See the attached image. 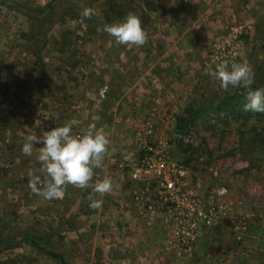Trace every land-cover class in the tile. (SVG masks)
Instances as JSON below:
<instances>
[{
	"label": "rangeland",
	"instance_id": "374dc122",
	"mask_svg": "<svg viewBox=\"0 0 264 264\" xmlns=\"http://www.w3.org/2000/svg\"><path fill=\"white\" fill-rule=\"evenodd\" d=\"M112 1L128 14H145L143 30L155 28L156 13L169 11L173 4L157 0L146 8L142 0ZM107 3L0 0V264H118L110 259L114 250L126 263L136 252L127 247L132 231L123 221L126 210L137 213L145 232L165 237L162 250L176 258V264H264V145L254 139L255 131L239 129L240 123L226 117L227 125L210 119L177 132L176 117L188 105L236 88L223 91L211 75L216 65L209 62L203 87L189 84L192 90H183V98L163 101L162 111L155 107L145 115L154 104L150 101L147 108L149 104L139 99V69H124L125 46L103 31ZM85 8L92 15L82 20ZM243 22L237 20L224 32L244 26L243 46L232 62H247L255 84L264 78V43L256 55V22ZM113 23L118 22L109 24ZM245 52L246 61L241 60ZM169 106L173 110H165ZM91 123L109 145L103 166L94 169L88 186L68 185L54 200L35 194L28 184L30 175L43 176L36 159L42 145H34L33 155L25 156V137H43L65 124L72 125L73 135H82ZM255 127L264 130V122ZM179 144L193 147L188 151ZM151 146L158 148L165 167L179 165L185 171L175 203L152 197L159 211L169 212L164 217L150 216L144 202H137V193L142 194L131 179L144 147ZM245 148L247 155L242 153ZM118 170L123 176L119 182L111 180V192H93L97 183ZM90 194L102 201L99 209L89 207ZM189 211L198 222L197 241L186 249L178 230H186Z\"/></svg>",
	"mask_w": 264,
	"mask_h": 264
},
{
	"label": "crops",
	"instance_id": "0c3cea01",
	"mask_svg": "<svg viewBox=\"0 0 264 264\" xmlns=\"http://www.w3.org/2000/svg\"><path fill=\"white\" fill-rule=\"evenodd\" d=\"M154 18L155 28L144 30L150 42L139 47L124 45L123 50L124 69L128 72L134 67L139 69V83L135 84L139 99L145 100V105L149 104L147 108L153 101L154 106L145 111V115L150 114L155 107L162 111L163 101L172 103V99L183 98L184 95L180 94L183 90H192L189 84L203 87V71L211 62L208 53L210 49L213 52L217 36L224 32L225 27L237 20L249 24L256 22V55L260 54L257 50L264 43L261 37L264 30V0H173L169 11L156 13ZM135 53L138 55L133 58ZM246 53L242 54L241 60H245ZM167 85L169 89L165 91ZM173 107L169 106L165 110H173ZM122 176V171L118 170L110 175V180L116 183ZM126 211L123 221L132 231L127 239L133 244L128 243L127 247L134 248L136 252L131 253L127 262L123 263L125 259L122 253L116 257L119 252L114 250L110 254L112 262L138 264L134 261L140 260V264H176V258L166 256L162 250V245L166 244L165 237L157 235V231L145 232L147 228L142 229L144 225L137 213ZM162 260L166 261L162 263Z\"/></svg>",
	"mask_w": 264,
	"mask_h": 264
},
{
	"label": "clouds",
	"instance_id": "9594fccd",
	"mask_svg": "<svg viewBox=\"0 0 264 264\" xmlns=\"http://www.w3.org/2000/svg\"><path fill=\"white\" fill-rule=\"evenodd\" d=\"M81 19H88L92 13L85 8ZM103 31L113 38L117 45L143 46L147 36L141 22L134 14H128L118 23L105 24ZM211 75L218 81L220 88L227 92L229 88L249 89L245 97V112L264 113V89L250 90L254 83V72L247 62L222 61L216 65ZM42 145L36 159L42 166L43 176H31L28 187L45 200L61 198L68 185L84 189L91 181L94 169L103 166L109 140L103 132L91 123L82 135L72 134V125L54 127L43 137L29 134L25 137L21 152L25 156L33 155L34 145ZM112 181L105 178L95 185L93 192L105 194L112 191ZM89 207L99 209L101 200L92 199Z\"/></svg>",
	"mask_w": 264,
	"mask_h": 264
},
{
	"label": "built area",
	"instance_id": "2783aa9c",
	"mask_svg": "<svg viewBox=\"0 0 264 264\" xmlns=\"http://www.w3.org/2000/svg\"><path fill=\"white\" fill-rule=\"evenodd\" d=\"M244 31V26H233L217 38L218 41L213 48L211 62L215 65L225 60L231 63L243 46L242 35ZM157 153L158 148L144 147V157L133 169L131 179L142 194L140 196L139 192L137 193V202L139 203V200L144 202L145 210L150 216L160 215L164 217L169 212L167 210L159 211L158 205L152 201V197H158L164 202L176 200V195L181 191L180 180L185 176V171L179 165L174 166L176 169L169 166L165 167L158 159ZM167 167L170 168L173 177L167 172ZM187 216L189 221L186 230H178L180 242L186 249L191 248L197 241L196 230L198 226V222L193 219L191 211ZM199 216L202 214L199 213Z\"/></svg>",
	"mask_w": 264,
	"mask_h": 264
},
{
	"label": "trees",
	"instance_id": "16d2710c",
	"mask_svg": "<svg viewBox=\"0 0 264 264\" xmlns=\"http://www.w3.org/2000/svg\"><path fill=\"white\" fill-rule=\"evenodd\" d=\"M156 2L157 0H142L144 7L149 8L150 2ZM134 3V0L130 1ZM145 8V9H146ZM137 16L142 23H147L145 14L138 16L137 12H132ZM128 13L122 8L113 4L112 0H108L107 10L105 11V20L109 23L116 20L121 22L125 19ZM141 27H144L141 25ZM264 89V78L258 83L251 86L250 90ZM249 89L236 88L232 93H225L224 95L212 94L209 98H202L199 102H193L188 105L179 116L176 117L177 132L187 131L189 127H193L196 122L207 123L210 119L216 123L227 125L228 121L226 117L234 118L238 123H240L239 129L248 130V132L255 131L254 139L260 144L264 145V130L256 131L255 123L264 122V113L257 112H245L244 104L246 103V95ZM213 116V118L211 117ZM181 148H186L188 151L191 148H187L184 145H178ZM244 155L249 154V149L245 148L243 150ZM257 154V151H256ZM257 159V157H256ZM50 257L54 259H61L60 256L47 253Z\"/></svg>",
	"mask_w": 264,
	"mask_h": 264
}]
</instances>
